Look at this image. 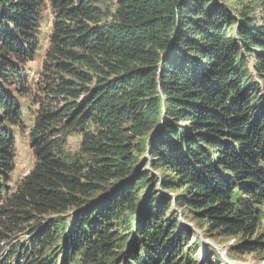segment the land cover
Returning <instances> with one entry per match:
<instances>
[{
	"label": "trees",
	"instance_id": "trees-1",
	"mask_svg": "<svg viewBox=\"0 0 264 264\" xmlns=\"http://www.w3.org/2000/svg\"><path fill=\"white\" fill-rule=\"evenodd\" d=\"M193 228L264 253V0H0V264H228Z\"/></svg>",
	"mask_w": 264,
	"mask_h": 264
},
{
	"label": "rangeland",
	"instance_id": "rangeland-1",
	"mask_svg": "<svg viewBox=\"0 0 264 264\" xmlns=\"http://www.w3.org/2000/svg\"><path fill=\"white\" fill-rule=\"evenodd\" d=\"M237 6H238V8H240V7L247 8L249 10L250 15H252V16L254 15L259 20H262L263 12H262V9L259 7L258 4L251 2V3H247L246 5H242V6L237 4ZM51 18H52V15H51L50 10L45 9L43 12V24H42V30H41L40 49L38 51L36 59L28 64V69L31 70V72L35 75V77H37L39 74V71H40L41 65H42V61H43V57H44V53H45V50L48 46V35H49L50 27L52 25ZM33 115H34L33 111L31 113L27 110L25 111L26 117H29V116L33 117ZM79 138H80L79 135H73V134H71L67 137V144L73 152L76 151L79 147V141H80ZM18 149H19V152H18V158H17V169L15 171L14 178L20 179L21 177H23L25 174H27L30 171V168H31L30 167V161L34 160V158H33V155L31 153V150L29 149V147L27 145V138L26 137L22 136L19 139ZM146 169H152V167L150 165H148L146 167ZM153 173H155V172L153 171ZM157 173L160 174V172H157ZM173 207L175 210H177L179 212V216L181 219V216H182L181 210L179 209V207H177V205L175 203L173 204ZM193 229H194L196 235H199V236L201 235V232L198 228H193ZM233 242H234L233 238L226 239L225 241H214V242L211 240H204L203 241V247L209 246L210 244L212 246L215 245L220 254L225 253L226 257L229 260H233V264H264V253L263 254L255 253L252 255H245L243 258L230 257L227 254V250H228V247ZM218 264H222V263H218Z\"/></svg>",
	"mask_w": 264,
	"mask_h": 264
}]
</instances>
